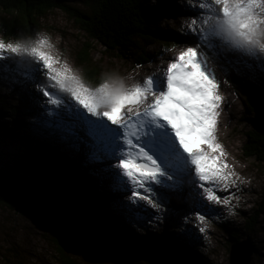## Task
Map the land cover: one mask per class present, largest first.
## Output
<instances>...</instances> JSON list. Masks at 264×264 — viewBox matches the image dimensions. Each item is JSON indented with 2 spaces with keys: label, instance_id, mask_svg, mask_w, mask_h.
Instances as JSON below:
<instances>
[{
  "label": "rangeland",
  "instance_id": "1",
  "mask_svg": "<svg viewBox=\"0 0 264 264\" xmlns=\"http://www.w3.org/2000/svg\"><path fill=\"white\" fill-rule=\"evenodd\" d=\"M66 1L74 7H85L82 0ZM146 3L150 7L160 5L164 8V12L157 11L160 24L154 29L156 32L169 28L191 34L187 40L172 34H161L162 37L174 38L176 45L173 48L165 46L162 38L157 43L147 44V52L155 57L158 56L156 53L161 54V58L173 56V60L164 63L159 58L157 67L171 63L178 69L180 63H184L186 68L178 70V79L185 85L171 88L195 85L194 97L198 99L197 94L202 90L190 70L195 71L198 77L203 75V67L205 76L213 75L218 79L224 90L223 96L234 98L237 102L236 107H230L218 100L213 111L216 115L217 110L221 112L217 119L222 123L205 127L206 136L210 139L207 146L214 154L230 157L239 168L226 173L224 167H217L222 181L230 185L219 184L215 192L206 186L208 177L205 175L184 183L181 177L186 175L187 181L191 179L192 164L189 169L185 166L184 172L172 171L177 179L175 186L167 184L165 189L144 184L149 181L135 178L133 169L139 167L168 173L167 167L152 164L148 156L159 159L154 153H144V164L133 160L129 155L134 150L130 147L133 137L124 129L122 139L127 146L125 156L129 160H119L123 150H118V160L105 159L104 154H109L103 148L99 149L97 142H102L96 138L94 129L90 133L84 131L88 127L79 131V119L87 123L82 108L91 111V117L101 120L104 115L115 123L118 113H115L116 118L108 114L99 115L93 106L98 102L102 104L104 101L100 99L107 94H114L115 97L122 95L128 101L116 102L133 108L134 113L139 102L133 99H140L139 92L143 89L139 88L145 87L147 82L144 71H148L149 75L156 70L161 73L158 78L157 73L154 79L149 76L156 84L159 96L168 83L167 69L155 67L154 72L148 70V66L156 64V60L153 61L155 57L138 66L134 56L126 59L112 56L109 48L91 39L62 9L51 10L37 19L32 36L9 39L0 33V66L6 68L1 70L0 67V106L5 115L0 119V169L12 173L5 175L11 176L14 185L20 183L23 188L45 190L54 187L59 178L69 176L72 168L75 174L90 176L93 179L92 188L111 192L113 200L106 203L69 206L63 212L68 223L86 221L101 233L124 234L141 244L152 236L173 233L178 238L175 244L194 250L202 257L203 264H232L233 243L238 238L251 236L256 248L251 264H264V164L248 158L244 151L247 132L262 129L249 110V101L255 98L264 103V0H146ZM168 7L178 9L177 15L166 14ZM1 17L13 18L0 9ZM200 39L206 41L209 49L203 46ZM90 43L94 65L106 70L108 77V81L97 89L86 85L84 71L78 61ZM223 65L236 70V75L247 89L245 93L238 90ZM141 74L143 78H132ZM177 77L172 75V79L177 80ZM16 78L21 81L14 82ZM114 84H119L121 88H113ZM106 102L107 106H98L112 109L115 105V101ZM168 103L165 100L160 106ZM6 129L10 132L6 133ZM68 137L69 141L64 140ZM142 140L141 146H151L147 137ZM52 142L62 148L61 153L46 152L45 148L50 147ZM38 145H42V155L46 154V159L37 155L41 152ZM140 156L137 154V157ZM188 162L190 164L192 160L189 158ZM33 165L41 168L38 178L28 171ZM111 168L114 173H111ZM124 177L128 178L132 188L128 187ZM166 180L161 179L162 182ZM172 197L185 200L187 209L182 215L176 214L169 206ZM107 210L111 215L104 213ZM4 254H8V259L3 257ZM67 256L72 263L63 260L53 241V234L40 218L16 209L7 201H0V264L127 262L122 254L102 246L89 236L72 240ZM184 259L188 263L195 260L188 254L184 255Z\"/></svg>",
  "mask_w": 264,
  "mask_h": 264
},
{
  "label": "trees",
  "instance_id": "2",
  "mask_svg": "<svg viewBox=\"0 0 264 264\" xmlns=\"http://www.w3.org/2000/svg\"><path fill=\"white\" fill-rule=\"evenodd\" d=\"M82 3L85 7L81 9L74 7L66 0H0V9L13 16L9 20L5 17L0 18V33L9 39L32 36L37 26L35 23L37 19L44 17L51 10L62 9L91 39L109 48L112 56L116 55L119 59L134 56L137 58L138 66L153 60L154 55L147 52L148 42L151 44L162 38L165 46L173 48L176 45L174 38L162 37L161 34L165 36L172 34L178 38H184L183 40L191 38V34L186 35L169 28L156 32L154 29H157L160 24L157 11L164 12V8L160 5L150 7L146 0H82ZM165 10L166 14L173 16H176L178 12L175 7H168ZM200 40L203 46H206V41ZM92 50L93 46L90 43L82 51L78 61L83 68V80L86 85L91 89H97L108 81V77L106 70L94 65L91 58ZM0 67L1 70H6L5 66ZM11 68L14 69V66ZM223 68L238 90L245 93L247 89L243 80L236 75V70L226 65H223ZM19 81H21L20 78H16L14 82ZM1 107L0 119L5 116ZM249 110L256 116L262 129L247 132L244 151L248 158L264 164V103L252 98L249 101ZM5 132L8 133L10 130L6 129ZM69 139L70 137L64 140L69 141ZM38 147L41 152L37 155L46 159L47 155H42V145ZM45 149L47 153L62 152V148L55 142L50 143V147ZM40 169L33 165L28 171L33 177L38 178ZM69 171L71 172L69 176L59 178L54 187L40 190L23 188L20 183L14 185L11 183V176L5 175H12V173L9 170L5 172L4 169H0V201H7L15 208L40 218L53 234V241L65 262L72 263L67 256L72 240L89 236L102 246L122 254L127 259L124 264H203L202 257L194 250L184 245L178 247L175 244L178 238L173 233L152 236L141 244L124 234L101 233L86 221L77 220L68 223L64 219L63 212L69 206L86 205L92 202L93 204L106 203L113 200V195L108 189L92 188L93 179L90 176L75 174L72 168ZM183 201L182 198L172 197L169 206L176 214L182 215L187 209ZM104 213L111 215L108 210ZM255 225L250 228L253 229ZM185 254L192 256L195 260L188 263L184 259ZM3 257L8 259V254H4Z\"/></svg>",
  "mask_w": 264,
  "mask_h": 264
},
{
  "label": "bare ground",
  "instance_id": "3",
  "mask_svg": "<svg viewBox=\"0 0 264 264\" xmlns=\"http://www.w3.org/2000/svg\"><path fill=\"white\" fill-rule=\"evenodd\" d=\"M156 60L158 61L159 57H156ZM165 60H173V56H168ZM166 65L167 64L165 63L161 67H163V69L165 68L166 70ZM158 67H160V65ZM182 67H185L184 63H180L178 70L180 69L181 71ZM147 69H151L150 66H148ZM201 70L203 75L198 77L195 71L190 70V74L193 75L195 82L198 83L202 90L197 94L198 99L194 97L195 85H191L189 88L185 86V88L182 87L180 89H173L171 87L174 85H172L168 88H164L166 91H168L165 96L160 93L156 98V107L159 110L162 128H155L156 133L151 135L150 147H144L140 145L142 142H144L142 139L145 136L141 134L138 119L134 115L135 112L133 113L134 109L121 106V104L117 103L118 101L116 102V100L128 101V98H124L122 95L115 97L114 94H107L100 99L101 101H104L102 104L98 102L93 106V109L96 110L99 115L108 114L116 118L115 113H118V119L115 121V123H112V121L108 120L104 115L101 117V120L99 117H97V119L91 117V111L82 108L83 113L86 114L85 117L87 119V123H84L79 119L78 125L81 126L79 131H83L84 127L85 129L88 127V129L84 131H89L90 133L92 132L91 129H94L96 138L102 142H97L99 149L103 148V150L109 154H104L106 160L110 158L118 160V150L124 151L121 154L119 160L122 158L129 160L128 157L125 156L127 146L124 145V139H122V136L124 135L122 130L124 129L127 131V134L129 133L133 137V144L130 143V147H133L134 150L129 154L134 158L133 160H136V162H143L144 164L145 160H142L144 153L150 155L154 153L157 155V157L159 156V159L148 156V159L152 162V164H155V166L157 164H163L165 167H167L166 170H168V173L151 171L139 167H136L132 170L133 176L135 178L139 177L143 180H148L149 182L143 183L151 185V187L158 185V187L164 188L167 184L175 186L177 179L174 178L173 172H184L186 169L185 166H188L189 169L190 164L193 165V171L191 179L189 178L188 180L189 183L191 180L205 175L208 177L206 186L212 188L215 192L218 191L219 184L223 186H229L230 184L227 181H222V176L217 170V167H224L226 173L237 171L239 168L235 165L234 161L230 157L214 154V151L207 146V144L210 143V139L206 136L205 127L216 126V123H222L217 119L218 114L221 112L217 110L218 114L216 115L213 111L215 106L214 104L217 103L218 100H220L222 104H227L230 107H236L237 102L234 98L230 99L227 97L226 99L225 96H223L224 90L221 89L218 79L213 75L209 77L205 76L203 67ZM166 71H168V69ZM160 74L161 73L158 72L156 74V78L160 77ZM172 75L174 77L176 74L172 72ZM176 76H178L177 80H172L171 82L178 83L180 81L178 87L180 85H185L184 81L179 80L180 76L178 73ZM143 77L144 75L141 74L134 75L132 78L140 79ZM112 87L115 89L121 88L119 84H114ZM105 100L113 102L115 101L114 107L112 109H101V106L99 107L98 105L101 104L103 107L107 106V102ZM133 100L134 102L140 101L139 98L138 100ZM165 100H167L169 103L167 105L163 104V106H160V103H164ZM96 123H99V125ZM95 136L92 135L91 138L95 139ZM101 144L103 146H101ZM137 154L141 156L137 157ZM189 158L192 160V162L189 165H186L189 163ZM111 170V173H114L112 168ZM121 175L124 176L123 174ZM184 178H186L184 180V182H186L187 176L185 175L183 179ZM161 179L167 180L162 182ZM124 180L127 182L128 187L132 188V185L128 182V178L126 177ZM177 188L179 191V187ZM197 197H199V194Z\"/></svg>",
  "mask_w": 264,
  "mask_h": 264
},
{
  "label": "water",
  "instance_id": "4",
  "mask_svg": "<svg viewBox=\"0 0 264 264\" xmlns=\"http://www.w3.org/2000/svg\"><path fill=\"white\" fill-rule=\"evenodd\" d=\"M255 252L256 248L252 244L251 236H248L246 239L237 240L231 248V263L251 264Z\"/></svg>",
  "mask_w": 264,
  "mask_h": 264
}]
</instances>
